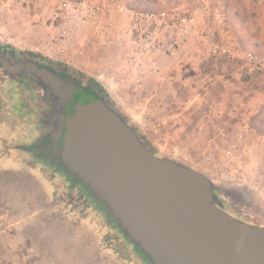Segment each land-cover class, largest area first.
I'll use <instances>...</instances> for the list:
<instances>
[{
	"label": "rangeland",
	"instance_id": "1",
	"mask_svg": "<svg viewBox=\"0 0 264 264\" xmlns=\"http://www.w3.org/2000/svg\"><path fill=\"white\" fill-rule=\"evenodd\" d=\"M82 1L95 8L92 19L84 18L81 10L74 12V5ZM112 1L23 0L22 4H0V52L32 54L79 75L98 96L103 94L121 112L145 142L151 139L157 145L155 140L169 144L165 148L153 147L157 155L174 158L205 173L219 186L223 206L233 217L250 226H264V197L256 190L264 169V141L243 135V131V137L236 139L232 167L217 160L205 163L202 143L184 139L180 130L168 134L174 131L173 128L179 129L175 123L182 122L184 117L192 118L194 123L198 116H195L197 109L192 103L193 95L183 96L177 82H169L167 86L166 79L162 80L175 73L172 71L169 75L162 68L170 69L171 66L173 69L174 63L178 62V55L173 50H177L176 44L183 35H175L169 41L173 46L167 59L158 58L159 53L156 54L153 67L157 72L139 71L140 67L130 64L126 49L125 31L129 30L131 16L116 12ZM122 4L132 12H139L137 8L140 7L156 12L184 6L189 11L192 25L224 29V33L231 31L238 46L234 47L235 51L240 48L264 54V0H231L229 3L224 0H122ZM225 6L235 10L232 16L222 17ZM213 7L220 10L216 12L217 16L199 12L200 8L207 11ZM189 68L194 71L190 72L191 77L199 72L197 66ZM155 76L159 79L157 82L152 81ZM168 89L174 90L172 94L167 92ZM259 89L258 92L255 89V97L252 94L244 106L237 107L232 114L219 115L240 117L249 111L252 131L264 136V89ZM6 96L8 89L2 87L0 75V122L8 126L6 137L25 132L29 139L33 133L37 136L34 128L41 129L42 133L41 125L37 123L40 115L36 118L24 115L22 122L10 112L12 104ZM1 143L0 154H3ZM178 144L195 159L176 152ZM0 164L5 176L10 175L5 171H25L26 178L15 183V191L19 196H26L27 216L42 219L41 226L29 227L35 228L34 233L40 230L46 234V240L51 239L57 244L59 261L66 264L71 261L73 264H147L122 238L110 217L94 208L89 200L85 202L87 205L81 204L84 197L80 196L78 188H71V194H67L68 182L60 174L45 165L41 166L42 175L33 173L28 170L33 165L29 162L25 167L13 161ZM236 170L239 171L237 175Z\"/></svg>",
	"mask_w": 264,
	"mask_h": 264
},
{
	"label": "water",
	"instance_id": "2",
	"mask_svg": "<svg viewBox=\"0 0 264 264\" xmlns=\"http://www.w3.org/2000/svg\"><path fill=\"white\" fill-rule=\"evenodd\" d=\"M4 71H44L25 65ZM60 89L58 83L53 85ZM62 159L100 197L153 264H264V226L223 206L205 173L159 156L101 94L65 120Z\"/></svg>",
	"mask_w": 264,
	"mask_h": 264
},
{
	"label": "crops",
	"instance_id": "3",
	"mask_svg": "<svg viewBox=\"0 0 264 264\" xmlns=\"http://www.w3.org/2000/svg\"><path fill=\"white\" fill-rule=\"evenodd\" d=\"M224 1L229 3L231 0ZM225 9H223L222 17L227 18L234 14L235 10L233 8L225 6ZM199 12L205 14V16L209 14L217 16L216 12H220V10L213 7L211 10L205 11L200 8ZM190 24L187 38L178 41L176 44L178 46L177 50H173L178 55V62L175 61L177 63H174L173 69H171V66L170 69L162 68L163 72L165 73L167 70L169 75L172 71L175 72L162 79H166L167 86L170 85L169 82H177L181 86L183 96L189 93L193 95V101L198 98L195 103L192 102L197 109L195 112L197 113L195 116L198 115L195 118L196 121L193 123L192 118L185 119L184 117L183 119L181 117L180 120L183 119V121L175 123V127L177 124L179 129L175 130L173 128L174 131L168 133L173 134L175 132L176 134V131L180 130L181 135L185 136L184 139L187 132L197 124L212 115L232 114L237 107L244 106L246 99L251 97L252 94L255 97V89H258L257 92L261 91L259 88L264 89V80L258 82L234 65L231 53L235 51L234 47L237 48L238 46L233 39V35L230 34L231 31L224 33V29L218 30L203 24L192 25V21ZM229 34L230 36H228ZM191 38H193L192 42ZM161 41L163 43L159 45L158 58H166L167 53L169 54L171 51L173 42H169V39H162ZM189 66L199 68V72H195L194 74L197 75H194V77L190 76V72L194 71ZM157 80H159L157 76L152 77L153 82H157ZM256 85L257 88H255ZM168 90L167 92L171 94L174 91L172 89ZM6 131H8V126L0 122V141L5 149L3 154H0V163L17 162L14 159L13 151L9 152L7 150L10 143L9 137H6L8 136ZM5 137L7 140L4 139ZM4 140L5 143L3 144ZM155 142L158 145L151 139L147 140V143L155 149L165 148L169 145L158 140H155ZM181 148L182 145L178 144L175 147L176 152L188 159L194 158L191 153L187 155ZM1 166L0 164V264H66L58 260L59 250L57 244L53 243L54 241L51 239L46 240V234L40 233V228H38L39 233H34L35 228H31L34 225L41 226L42 219L36 216H27L26 206L24 205L26 196H19V193L15 191V183L19 184L18 180L20 178L22 181L26 178L25 171L20 172L18 169L5 171L6 174H10L5 176ZM19 173L24 175H19ZM33 177H36V175L34 174ZM4 178L9 180L6 181ZM10 190H14V192H10ZM71 264H73L72 261Z\"/></svg>",
	"mask_w": 264,
	"mask_h": 264
},
{
	"label": "flooded vegetation",
	"instance_id": "4",
	"mask_svg": "<svg viewBox=\"0 0 264 264\" xmlns=\"http://www.w3.org/2000/svg\"><path fill=\"white\" fill-rule=\"evenodd\" d=\"M0 59L6 60L9 67L25 65L29 69L44 71L49 75L51 81L49 83L37 72L27 70H15L9 73L4 71L0 65L2 87L8 89L6 99L12 104L10 112L20 117L22 122H24V115L33 116V118L40 115L37 123L43 130L41 133V129L34 128L38 132L37 136L33 133L29 139L25 132L8 138L10 145L7 150L13 151L16 163L22 167H25L27 162L33 164L32 168L28 170L39 175H42V165L49 167L54 173L60 174L68 182L67 194H71V188H78L80 196L84 197L81 204L87 205L86 200L91 201L94 208L101 210L111 218L122 238L132 246L141 259L147 264H153L144 251L129 238L119 220L113 216L100 197L69 169L62 159L65 120L74 116L75 107L78 104L86 105L96 100L98 95L95 90L87 86L79 75L32 54L4 51L0 52ZM54 83L60 84L61 88L55 89ZM3 150L5 151V149ZM36 167H38L37 170ZM78 198L79 196L77 200Z\"/></svg>",
	"mask_w": 264,
	"mask_h": 264
},
{
	"label": "built area",
	"instance_id": "5",
	"mask_svg": "<svg viewBox=\"0 0 264 264\" xmlns=\"http://www.w3.org/2000/svg\"><path fill=\"white\" fill-rule=\"evenodd\" d=\"M12 2L22 4L23 0H0V4ZM112 7L120 14H130L132 22L129 30L125 31L127 33L125 37L128 60L130 64L140 67L139 71H148L146 74L157 72V69L153 67V62L158 54L159 43L162 39L171 40L173 36L181 34L184 38L190 31L189 11L184 6L180 9H170L158 13H141L128 11L122 4V0H113ZM73 10L74 12L81 10L86 19H92L96 14L95 8L83 1L74 5ZM231 55L234 65L239 70L255 78L258 82L264 80V54L236 49ZM197 99L192 102L195 103ZM246 114L248 115L246 116ZM242 134L255 136L264 141V136L257 135L252 131L249 111L240 117L212 115L209 120L197 124L188 131L186 139L202 143L204 147L202 158L205 163L211 164L217 160L226 162L224 165L228 164L233 167L234 152L237 149L238 139L243 137ZM262 170L261 180L256 190L264 197V169ZM234 172L236 175L239 173L238 170Z\"/></svg>",
	"mask_w": 264,
	"mask_h": 264
},
{
	"label": "trees",
	"instance_id": "6",
	"mask_svg": "<svg viewBox=\"0 0 264 264\" xmlns=\"http://www.w3.org/2000/svg\"><path fill=\"white\" fill-rule=\"evenodd\" d=\"M129 8V7H128ZM137 11H139V12H141V13H158V12H161V11H156V12H154V11H152V10H148V9H143L142 7H140V8H137Z\"/></svg>",
	"mask_w": 264,
	"mask_h": 264
}]
</instances>
